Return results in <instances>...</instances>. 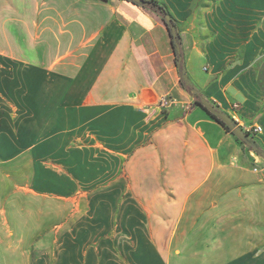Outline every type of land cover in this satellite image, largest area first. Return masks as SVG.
Listing matches in <instances>:
<instances>
[{
  "label": "crops",
  "instance_id": "1",
  "mask_svg": "<svg viewBox=\"0 0 264 264\" xmlns=\"http://www.w3.org/2000/svg\"><path fill=\"white\" fill-rule=\"evenodd\" d=\"M157 1L175 19L184 78L225 112L237 104L231 116L261 126L264 148V0ZM189 93L151 8L0 0V264H82L78 241L100 237L84 213L73 232L55 202L74 195L82 209L104 191L113 208L127 193L128 238L153 241L122 252L127 264H264V160ZM162 96L177 102L162 108ZM43 241H60L58 260Z\"/></svg>",
  "mask_w": 264,
  "mask_h": 264
},
{
  "label": "rangeland",
  "instance_id": "2",
  "mask_svg": "<svg viewBox=\"0 0 264 264\" xmlns=\"http://www.w3.org/2000/svg\"><path fill=\"white\" fill-rule=\"evenodd\" d=\"M201 94L202 96L206 97L203 93ZM189 95L191 98L194 97L193 93H189ZM237 109L238 107L236 104V106H232V109H229L230 112L226 113L232 118L230 114L232 113L231 111H237ZM238 127L242 128L240 125ZM124 182L125 181H121L120 183ZM113 194L114 193H111V191L85 193L81 196L82 201L86 202L84 207L82 204V209L76 206L77 200L74 199V195L73 199L66 201V204H64L63 200H59L63 203H59L58 201L55 202L56 212L59 213V211H61L60 214L62 215L65 212V217L63 218L64 220L68 219V224L72 223L73 232L79 226L77 222L80 219V214L84 213V216L82 217L81 226L87 227V233L89 235V232H92V235H96L97 233V236L100 237L99 239H83L81 241H78V243H80L79 249L82 248V250H85V254L82 255V264H90L96 259L102 261V258L99 255L101 249H108L109 251H112L114 249L115 251H119V253L117 252V254H107V258L109 259V261H114L115 264H127V262H129V260H127L128 257L123 256L121 254L122 252H124L125 254V251L127 250H134L137 248L140 249V247L144 248V244L150 246L153 242L149 240L135 241L133 239L128 238L129 234L126 232V230L128 229L126 220L127 217L126 215H123V213H121L122 211L117 203L119 200H126L127 193L120 191L117 202L115 203V208H113L114 202H112L111 199ZM47 202L49 201L41 202V205L46 207ZM69 202H71V209L68 205ZM101 202L103 203V205H101ZM95 204L98 205V207H95ZM41 220H46L44 214L41 215ZM41 226H43L42 229H46L48 226H51V224L43 222L41 223ZM55 229L59 232L63 231V221L61 225L59 227H56ZM42 243L43 244H41V255L49 254V256L46 257L50 258V262H52L55 257L56 260H58L60 251L63 248V245L60 244V241H56L53 243L51 241H43ZM136 258L137 260H134L133 264H145L147 261L148 264H158L156 263L158 257L137 256ZM123 260H125V262H123Z\"/></svg>",
  "mask_w": 264,
  "mask_h": 264
},
{
  "label": "trees",
  "instance_id": "3",
  "mask_svg": "<svg viewBox=\"0 0 264 264\" xmlns=\"http://www.w3.org/2000/svg\"><path fill=\"white\" fill-rule=\"evenodd\" d=\"M128 1H130V0H128ZM147 1H148V4H146V5H141V4H137V3H135V4L140 5L142 7L151 8L155 12V14L160 17V19L162 20V22L164 23V25L167 27V29L169 31V35H170L171 45H172L173 50H174V53H175V61H176V65H177L178 73H179V85L184 90H186L187 92H191L195 88L191 84L187 83L183 79V77H182V71H183V53H182V50H181L180 42L178 40H175L173 38V36L171 35L170 29H169V25H168V23L165 22L164 16L165 15H169L170 18H171V20H173V22H174V24L176 26L175 19L171 16V14L169 13V10L167 9V7L163 3H160L157 0H147ZM131 2H133V1H131ZM176 44H179V51L176 50ZM195 94L196 95L194 97L193 104L200 105L199 104V97L202 94L198 90H196V93ZM202 108L206 111V113L209 116H211L218 123H220L225 128V130L227 132H230L231 134H233L230 131L229 127L221 119L217 118L214 114H212L211 112L207 111L204 107H202ZM244 132H245V134H244L243 137H237L234 134L233 135L235 136V139L239 143H242V144L246 145V147H247L248 150L253 151L254 153H256L257 155H259L264 160V148H262L261 146L255 144V141L253 139V136L256 133L250 132V131H244Z\"/></svg>",
  "mask_w": 264,
  "mask_h": 264
},
{
  "label": "water",
  "instance_id": "4",
  "mask_svg": "<svg viewBox=\"0 0 264 264\" xmlns=\"http://www.w3.org/2000/svg\"><path fill=\"white\" fill-rule=\"evenodd\" d=\"M133 1L134 3L137 4H141V5H146L148 4L147 0H130ZM165 22L168 23L169 25V29H170V33L173 36V38L175 40H179V34L176 31V26L173 22V20H171L169 15H165L164 16ZM176 50L179 51V44H176ZM182 77L183 79L189 83L183 76V71H182ZM190 84V83H189ZM197 90V89H196ZM196 90H192L190 93L194 94L195 97V93ZM199 104L204 107L207 111L211 112L212 114H214L217 118L221 119L230 129V131L237 137H243L245 132L242 128L238 127L235 123V121L223 110H221L216 104H214L210 99L204 97V96H200L199 97Z\"/></svg>",
  "mask_w": 264,
  "mask_h": 264
},
{
  "label": "built area",
  "instance_id": "5",
  "mask_svg": "<svg viewBox=\"0 0 264 264\" xmlns=\"http://www.w3.org/2000/svg\"><path fill=\"white\" fill-rule=\"evenodd\" d=\"M176 99L171 97V96H162L160 97V100H159V105L162 107V108H167L169 106H171L172 104L176 103ZM233 106H236L233 105ZM232 119L236 122V123H239V120L238 118L235 116V113L232 115ZM242 129L244 131H250V132H254V133H259L261 131V126L259 125H255V126H252V127H248V126H244V125H241Z\"/></svg>",
  "mask_w": 264,
  "mask_h": 264
}]
</instances>
